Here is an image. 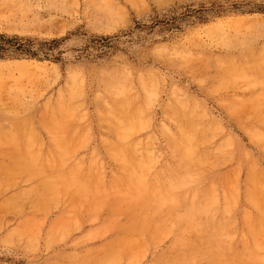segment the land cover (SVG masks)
<instances>
[{
  "label": "rangeland",
  "instance_id": "1",
  "mask_svg": "<svg viewBox=\"0 0 264 264\" xmlns=\"http://www.w3.org/2000/svg\"><path fill=\"white\" fill-rule=\"evenodd\" d=\"M0 34L36 52L0 56V264H264V0H0Z\"/></svg>",
  "mask_w": 264,
  "mask_h": 264
},
{
  "label": "trees",
  "instance_id": "2",
  "mask_svg": "<svg viewBox=\"0 0 264 264\" xmlns=\"http://www.w3.org/2000/svg\"><path fill=\"white\" fill-rule=\"evenodd\" d=\"M28 40V41H27ZM27 42L19 41L18 37L10 38L5 34H0V56L4 55L10 48H15L16 50L27 51L28 54L35 56L36 52L31 49L33 44L32 40L27 39Z\"/></svg>",
  "mask_w": 264,
  "mask_h": 264
},
{
  "label": "bare ground",
  "instance_id": "3",
  "mask_svg": "<svg viewBox=\"0 0 264 264\" xmlns=\"http://www.w3.org/2000/svg\"><path fill=\"white\" fill-rule=\"evenodd\" d=\"M263 51H264V50H263ZM263 60H264V59H263ZM252 62H253V61H252ZM244 68H245V67H244ZM112 82H113V80H112ZM255 82H256V80H255ZM253 83H254V82H253ZM260 83H261V82H260ZM261 84H262V83H261ZM180 122L182 123V121H180ZM193 123H195V122H193ZM179 125H180V124H179ZM191 125H192V124H191ZM182 126H183V125H182ZM193 126H194V125H193ZM193 126H192V127H193ZM183 127H184V126H183ZM190 127H191V126H190ZM184 128H185V127H184ZM180 129H181V128H180ZM186 129H187V128H186ZM181 130H182V129H181ZM183 130H184V129H183ZM194 130L197 131V129H194ZM194 130H193V131H194ZM196 131H195V132H196ZM189 132H190V131H189ZM199 132H200V130H199ZM186 133H187V132H186ZM202 133H203V132H202ZM182 135H183V134H182ZM186 135H188V134H186ZM190 135H191V134H190ZM202 136H203V135H202ZM177 138H178V137H177ZM180 138H181V137H180ZM194 138H195V137H194ZM194 138H193V139H194ZM198 139H199V138H198ZM191 140H192V139H191ZM191 140H190V141H191ZM206 140H207V139H206ZM192 142H193V141H192ZM179 143H180V142H179ZM189 143H190V142H189ZM201 143H202V142H201ZM176 144H177V143H176ZM182 146H184V145H182ZM193 146H194V145H193ZM193 146H192V147H193ZM188 148H189V147H188ZM182 149H183V148H182ZM193 149H194V147H193ZM190 153H191V152H190ZM185 154H186V153H185ZM187 155H188V154H187ZM118 156H119V155H118ZM181 156H182V155H181ZM188 156L190 157V155H188ZM188 156H187V157H188ZM128 158H129V157H128ZM130 158H131V157H130ZM139 162H140V161H139ZM141 163H143V162H140V164H141ZM258 196H259V195H258ZM191 209H192V208H191ZM197 210H198V209H197ZM205 210H206V209H205ZM263 212H264V211H263ZM192 216H194V215H192ZM145 220H146V219H145ZM253 221H254V220H253ZM253 223H254V222H253ZM252 226H253V225H252ZM165 228H166V227H165ZM251 246H252V245H251ZM260 247H261V246H260ZM254 248H255V247H254ZM262 248H263V247H262ZM257 249H258V248H257ZM262 250H263V249H262ZM247 253H248V252H247ZM250 253H251V252H250ZM253 253H254V252H253ZM237 257H238V256H237ZM239 258H240V257H239ZM241 258H243V257H241ZM241 258H240V259H241ZM244 258H245V257H244ZM262 258H263V257H262ZM236 259H237V258H236ZM260 259H261V258H260ZM247 260H248V259H247ZM256 261H257V260H256ZM243 262H244V261H243ZM241 263H242V262H241ZM245 263H246V262H245ZM258 264H259V263H258Z\"/></svg>",
  "mask_w": 264,
  "mask_h": 264
}]
</instances>
